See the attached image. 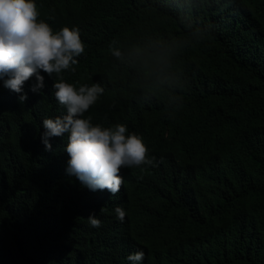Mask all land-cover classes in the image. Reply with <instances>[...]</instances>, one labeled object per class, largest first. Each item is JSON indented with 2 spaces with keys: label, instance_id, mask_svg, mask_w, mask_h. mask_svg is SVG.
<instances>
[{
  "label": "trees",
  "instance_id": "trees-1",
  "mask_svg": "<svg viewBox=\"0 0 264 264\" xmlns=\"http://www.w3.org/2000/svg\"><path fill=\"white\" fill-rule=\"evenodd\" d=\"M35 3L54 31L80 30L62 75L105 89L85 117L142 135L157 166L90 191L66 172L67 133L42 143L66 114L55 74L24 103L0 80V264H132L139 249L142 264H264V0Z\"/></svg>",
  "mask_w": 264,
  "mask_h": 264
},
{
  "label": "clouds",
  "instance_id": "clouds-1",
  "mask_svg": "<svg viewBox=\"0 0 264 264\" xmlns=\"http://www.w3.org/2000/svg\"><path fill=\"white\" fill-rule=\"evenodd\" d=\"M39 17L35 0H0V80L5 88L20 94L19 102L24 103L28 99L24 92L28 81L34 78L30 91L39 93L45 86L41 73L50 78L55 74L57 79L52 85L55 98L66 108V114L42 121L41 139L45 150L52 151L50 138L67 133V174L75 176L90 191L107 190L115 196L124 184L122 169L141 165L155 167L156 157L150 155L144 137L128 132L125 124L105 127L94 125L91 115L85 117L105 89L100 83L76 87L62 75L65 70L74 72L76 58L85 52L80 30L65 26L54 31ZM109 50L116 60L122 59L117 40L111 41ZM115 212L123 222L125 209L117 205ZM88 222L94 228L102 226L94 212L89 214ZM127 259L132 264H142L145 252L139 249Z\"/></svg>",
  "mask_w": 264,
  "mask_h": 264
}]
</instances>
